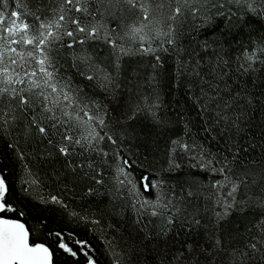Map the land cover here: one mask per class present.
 Returning <instances> with one entry per match:
<instances>
[{"label": "snow or ice", "instance_id": "snow-or-ice-1", "mask_svg": "<svg viewBox=\"0 0 264 264\" xmlns=\"http://www.w3.org/2000/svg\"><path fill=\"white\" fill-rule=\"evenodd\" d=\"M0 264H264V0H0Z\"/></svg>", "mask_w": 264, "mask_h": 264}]
</instances>
